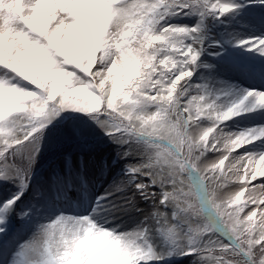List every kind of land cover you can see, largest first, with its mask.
Segmentation results:
<instances>
[{
  "label": "snow or ice",
  "instance_id": "obj_1",
  "mask_svg": "<svg viewBox=\"0 0 264 264\" xmlns=\"http://www.w3.org/2000/svg\"><path fill=\"white\" fill-rule=\"evenodd\" d=\"M193 3L218 15L240 7ZM173 7L189 3L0 0V179L26 185L42 129L61 111L75 109L92 114L124 146L122 154L135 158L129 172L138 179L121 204L152 201L143 226L130 231L89 216L39 224L16 244L9 264H146L164 258L149 241L153 231L195 264H264V152L246 149L264 138V125L240 132L224 127L233 116L264 108V91L247 90L225 107L207 85L191 84L200 52L192 44L181 47L179 37L199 29L158 28ZM238 43L264 54V37ZM205 119L211 123L202 126ZM9 149H17L23 163L9 160ZM22 195L0 201V225ZM117 208L95 211L106 221Z\"/></svg>",
  "mask_w": 264,
  "mask_h": 264
},
{
  "label": "rangeland",
  "instance_id": "obj_2",
  "mask_svg": "<svg viewBox=\"0 0 264 264\" xmlns=\"http://www.w3.org/2000/svg\"><path fill=\"white\" fill-rule=\"evenodd\" d=\"M222 3H235L238 5L241 4H253L255 3V6L258 8H261L264 11V3H261L260 0H221ZM239 8V7H238ZM238 8L235 9V14L231 11L228 12V14L224 13L222 15H218L216 12L212 11H203V16L201 17V22H205V16H207L209 13L210 19L207 20L212 25V32L210 33V38L212 42L210 44H213L212 46H217V50L214 52H211V50H199L200 55L199 59H202L201 68L203 70V73L205 74L204 84L207 85V91L208 93L216 99L213 89H212V81L214 80L215 76L219 73L218 69L222 68V59L226 60V57L234 59L238 57V48L239 43L238 37L233 38L230 40L227 44H224L222 37H223V23L233 21L235 15L238 14ZM254 37H260V35H256ZM245 40V39H244ZM227 45V46H226ZM225 56V57H224ZM198 59V62H199ZM221 60V61H220ZM228 61V60H227ZM197 62V63H198ZM264 65V64H263ZM3 71V70H0ZM224 73H232L233 67L231 65L224 66L223 68ZM261 79H264V69L260 70ZM261 91H264V88H260ZM235 103V101H231L228 105H231ZM225 106V107H226ZM259 108L255 111H253L250 114H246L247 111L242 112L240 115L233 116L231 119V123H236L238 125L245 124L246 122H252L254 119H252V114H255L260 111ZM211 122L207 119L202 121V126H207ZM246 125V124H245ZM264 125V123L262 124ZM91 133L89 137H84L83 135L77 136L79 141H75L72 145L73 149L77 147H81L83 151H80L77 153L78 158L81 160H84L85 157H88L91 164H95V166L87 168L85 170L89 171V174L87 173L86 176L89 177H95L101 173V165L104 162H107L108 164L111 161V164L113 166V170L119 171L124 170V181L128 184H135L137 182V179L133 178V174L129 172V165L135 162V158L132 156H124L122 153L124 152L125 148L121 144H119L113 137H110L104 129L96 122L91 128ZM83 136V137H82ZM68 139H73L67 137ZM88 138L87 142H84V140ZM106 138V139H105ZM262 139V141H261ZM261 143H264V138H258L253 141V143H250L246 145V149L250 152L255 153L256 151H260L262 148ZM256 150V151H255ZM60 156H56L55 158L47 159L45 162H43L40 167L33 172L34 174H31L27 178V183L21 184L16 179H0V201L11 199L13 196H15L18 192L23 191V195L20 197L18 201H16V204L14 206V209H16L17 205H20L21 208H25L24 212H27L26 216H23V221L19 223L18 225L6 222V225H0V227H5V232L0 233V247L4 248L5 257L8 256L9 258L13 257L12 252L15 248L17 243L22 244L24 240L28 239L32 232L35 230L36 226L39 224H46L50 223L51 221L55 220L57 217L61 215H67L71 214L75 217L85 216V212H79L78 209H76L77 205L74 208H70L68 210L67 206H73L75 203H77V200L79 197L83 199V201H86L85 195L93 189L91 183L86 178H83L80 176V174H76V172H72L70 175L58 178L54 180V182L48 186L46 184H42V180L40 179L42 176V173L44 170H47L46 168H52L50 165L52 162L55 163L56 160L59 159ZM106 164V165H108ZM111 166V168H112ZM55 170V169H53ZM84 171V170H80ZM79 172V171H78ZM34 175L35 179H32V176ZM32 181V182H31ZM31 182V183H30ZM30 183V186H32V193H28L27 188ZM42 184V185H41ZM132 188H129V194L132 191ZM98 195V200H103L104 194L103 189L96 191ZM83 202V203H84ZM145 206V214L152 208V201L149 199H145L144 204ZM138 207L135 205V208ZM134 209V208H133ZM136 208L135 212L137 215L143 214L140 209ZM21 211V210H19ZM50 212V216H46L44 212ZM57 215V216H55ZM156 233L157 231H153L149 235V241L150 243L157 249L156 247ZM163 255V259H155V258H149L148 261H146V264H195L194 258L183 256L181 258H174V255L172 251H167L166 253H161ZM4 258L0 259V263L4 264Z\"/></svg>",
  "mask_w": 264,
  "mask_h": 264
},
{
  "label": "bare ground",
  "instance_id": "obj_3",
  "mask_svg": "<svg viewBox=\"0 0 264 264\" xmlns=\"http://www.w3.org/2000/svg\"><path fill=\"white\" fill-rule=\"evenodd\" d=\"M238 11V14L235 15L233 19L234 22L226 21L223 23L222 40L224 44H227L235 37H238V40L241 41L244 39L247 40L249 37H254L256 35L264 37V11L261 8L255 6V3L247 5L241 4L238 8ZM232 12L235 14L234 10ZM226 14L229 15V13ZM237 52L238 57L234 59H231L229 57H226V60L225 58L224 60L222 59L223 67L218 69L219 73L212 81L213 93L216 97L217 103L221 106H226L231 101H239L243 98L247 90L251 89L261 91L259 87L264 88V79H261V76L263 75L260 72L261 69H264V54H261L258 49L251 48V46L248 44H240ZM228 65H231L233 67V72L229 74L224 73L223 71L224 66ZM245 103L249 108H252L253 98L249 97V100ZM257 109L259 108H253V110L247 111L246 114H250ZM252 119H254L252 122H246V125L243 124V126L242 124L238 125L236 123H231V121L233 120L230 119L224 122V127L226 128V130L232 132L246 131L248 129L258 127L264 123V109H260L259 112L252 114ZM261 145V150H255V153L264 152V143H261ZM76 156L77 153H75L73 156H70L69 158L59 159L54 164L58 166L57 168H55V170H52V168L48 169V166L46 168V172L41 176V180L43 182L42 184H49L50 181L52 183L54 179L63 177L68 172H76V174L81 173L80 176L89 180L93 189L85 195V202L81 197H79L75 205L66 207L68 210H70V208H74L77 205L76 209H78L79 212H85V216H89L98 223H106V226L108 227H117L122 231H130L133 228H136L138 225L143 226L142 222L144 221L146 210L145 206L143 205L145 199H139L136 201V205L138 206L136 208L143 211V214L141 215L136 214V208H126L121 204L122 201L129 199V188L133 189L134 185L128 184L124 181L123 173H125V171L119 170L115 172L113 170L114 168L111 164V161L109 164L107 162H104L100 164L102 167L101 173L91 178L89 176H86L89 171L85 169L93 167L95 166V164H91L89 159H87L88 157H85L84 160L80 161V158ZM121 184H126L127 187L122 188L118 192L112 191V187L114 185ZM98 189H103L104 195L108 193L111 194L107 196V199L98 200V195L96 196V191ZM113 204L117 205L118 208L114 211L109 210L106 221L101 212L95 211L97 209H106L109 205ZM44 214H46V216H50L52 213L51 211H48L44 212ZM57 215L60 216V213ZM65 216L72 215L67 214ZM2 258L5 259L4 264H9L10 261L14 260V257H5L4 248L0 247V259Z\"/></svg>",
  "mask_w": 264,
  "mask_h": 264
},
{
  "label": "trees",
  "instance_id": "obj_4",
  "mask_svg": "<svg viewBox=\"0 0 264 264\" xmlns=\"http://www.w3.org/2000/svg\"><path fill=\"white\" fill-rule=\"evenodd\" d=\"M189 3V7H181L179 11L175 7L164 15V19L158 21L157 27L160 28L164 25H177L187 26L189 29L193 26H198V31L195 34L187 33L179 37L181 41L180 46L183 47L187 44H192L197 50H217V46H212L210 33L212 32V25L207 20L210 19L209 14L205 16V22H201L203 10L198 5L193 3V0H185ZM202 58V57H201ZM195 66L193 76L191 77V84L196 85L204 84L205 74L201 68L202 59ZM19 80V78H17ZM21 86L28 87V82L19 80ZM95 120L92 114L84 113L75 109H65L54 117L50 123L42 129V134L39 140V152L36 154L34 163L30 169L27 170V178L47 159L55 158L58 155L68 153L73 147L75 141H79L77 136L83 135L89 137L92 135L91 128ZM77 134V136H75ZM73 138L68 139L67 137ZM82 136V137H83ZM90 141L88 138L84 142ZM17 149H10L7 154L9 160H15L23 163L22 155H16ZM30 186V184H29ZM27 188L28 193L32 192V186ZM24 206L21 208L17 205L7 218V222L18 225L23 221V217L19 214L24 212ZM21 210V211H19ZM156 247L161 253H166L168 250L172 251L174 258H181L182 256L176 250L171 241L167 240L163 233H156Z\"/></svg>",
  "mask_w": 264,
  "mask_h": 264
}]
</instances>
